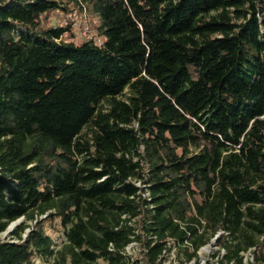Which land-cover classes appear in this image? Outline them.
<instances>
[{
    "label": "trees",
    "instance_id": "trees-1",
    "mask_svg": "<svg viewBox=\"0 0 264 264\" xmlns=\"http://www.w3.org/2000/svg\"><path fill=\"white\" fill-rule=\"evenodd\" d=\"M215 237L219 264H264V0H0V264L135 241L191 261Z\"/></svg>",
    "mask_w": 264,
    "mask_h": 264
},
{
    "label": "rangeland",
    "instance_id": "rangeland-1",
    "mask_svg": "<svg viewBox=\"0 0 264 264\" xmlns=\"http://www.w3.org/2000/svg\"><path fill=\"white\" fill-rule=\"evenodd\" d=\"M84 14H80L79 12H74L70 14H65L63 12H58L56 15H53L49 18L48 23L49 25H71L72 24V33L71 38L69 40L74 41L76 43H81L85 40H91L94 39L96 42L100 43L102 40V37L99 34L98 29L96 28V22L90 21ZM70 36V35H69ZM44 217H42L43 219ZM25 220L22 219V221L18 222L17 224H20L24 222ZM36 222H29L30 226H35ZM14 230V228L11 229ZM45 231L48 235H50L52 238H54L57 242H62V229L60 227V224L58 221L53 222H46L45 224ZM11 232H6L1 236L2 240L5 239H11ZM219 250V246L217 245V242L215 239L212 240L211 244L206 246L200 251V257H201V264H218V259H215L213 257V254ZM245 256V264H256L252 252L249 251L244 254ZM179 261V264H192L190 261L186 259L184 255H181L180 257H176ZM177 261V262H178Z\"/></svg>",
    "mask_w": 264,
    "mask_h": 264
},
{
    "label": "built area",
    "instance_id": "built-area-1",
    "mask_svg": "<svg viewBox=\"0 0 264 264\" xmlns=\"http://www.w3.org/2000/svg\"><path fill=\"white\" fill-rule=\"evenodd\" d=\"M133 183L138 188H143V189L145 188L143 196L150 201L151 197H150V192H149V189L147 188V186L145 184H142L141 181L136 180V179L133 180ZM213 239L216 240L217 237H215ZM61 246H62V244L60 242L54 241L52 249L54 251H58L61 248ZM205 247L206 246L202 247L200 249V251L203 248H205ZM113 249H114V246L111 245L110 246V250H113ZM145 251H146V249H145V245L144 244H141V243H139L137 241L129 244L125 248V250L122 252L124 259H123V262L121 264H146ZM177 251H178V246L176 244H172L171 242H169L168 243V248L166 250H164L163 253L160 255V257H159V259L157 261V264H179V261L176 260L177 259L176 257H178ZM200 251L198 252L199 253V259H193V260L190 261V263H192V264H201ZM223 254H224V252H222V255ZM215 259H218V261H219V258H215ZM44 262H45V264H57V255L54 254L52 257H50L48 259L47 262L46 261H44ZM38 263L40 264L41 260H38ZM98 264H109V263L101 260V261H99Z\"/></svg>",
    "mask_w": 264,
    "mask_h": 264
},
{
    "label": "water",
    "instance_id": "water-1",
    "mask_svg": "<svg viewBox=\"0 0 264 264\" xmlns=\"http://www.w3.org/2000/svg\"><path fill=\"white\" fill-rule=\"evenodd\" d=\"M20 221H22V219H20L19 221H17V222H15V223H13L10 227H9V229H8V231L7 232H11V229L12 228H15L16 227V225H17V223L18 222H20ZM13 231V230H12Z\"/></svg>",
    "mask_w": 264,
    "mask_h": 264
}]
</instances>
